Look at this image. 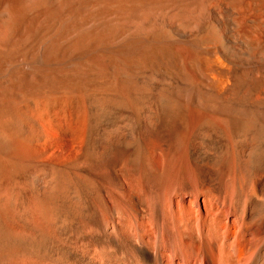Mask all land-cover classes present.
I'll use <instances>...</instances> for the list:
<instances>
[{
    "label": "bare ground",
    "instance_id": "obj_1",
    "mask_svg": "<svg viewBox=\"0 0 264 264\" xmlns=\"http://www.w3.org/2000/svg\"><path fill=\"white\" fill-rule=\"evenodd\" d=\"M0 45L16 102L45 71L113 86L0 121V264H264V0H0Z\"/></svg>",
    "mask_w": 264,
    "mask_h": 264
},
{
    "label": "rangeland",
    "instance_id": "obj_2",
    "mask_svg": "<svg viewBox=\"0 0 264 264\" xmlns=\"http://www.w3.org/2000/svg\"><path fill=\"white\" fill-rule=\"evenodd\" d=\"M156 43L155 42H149V41L147 42V41H144V42L129 43V44H125L124 45V47H123L124 50H129L130 49L133 53H136V52L138 53L139 51L144 52V54H140V55H136V56H129L128 57V59H130L129 62H131V60H132L133 66L135 65L133 67L134 69L132 71L135 70L134 72L136 74H141V73L146 72V73H151L152 75H156V73H157V67H156V65H155V63H154V61H153V59L151 57L152 52H153V49H154V51L157 50L161 54L163 53L162 55L166 54V51H169L170 50L169 44L168 45L167 44H164L166 46V47H164V49L166 50L165 51L163 49V46H164L163 43H162L163 46H161V44L158 45V43L157 44ZM159 43H161V42H159ZM157 47L158 48L161 47V48H159L160 50L157 49ZM94 49H95V51L98 52V50L102 49V47H96ZM1 51H5V50L2 49V47L0 45V61L3 58H6V56H5L6 55V51L3 54H2ZM132 62H131V65H132ZM0 64H2V63H0ZM10 66L8 68L9 72L7 70V73H10V76L20 75L19 74L21 72L20 65H18V64H16V63L13 62ZM136 66H138V67H136ZM0 68H3V65L2 66L0 65ZM82 70H80V71H82ZM85 70H86V72H85ZM85 70L82 71L83 72L82 74H80V71L77 72V74L76 73L75 74H71V73H66V72H64V73L59 72L57 74L56 71H51V72L50 71H47V72L45 71L46 73L45 72H40L38 74L35 73L33 76L30 75L29 79L31 81H33V82H31L32 84L30 83L29 86L26 85L27 86L26 88L23 86L25 90L22 87V88H20V89H22L21 91H20V89H18L20 92L19 91L18 92L16 91L17 92V95L19 93L22 94V95L19 94V96L17 97V98H19L18 101H20V103L19 102H16L17 99H16L15 95L13 94V92L8 87H6L7 77L6 76H0V117H1V115L3 117V119L1 117L2 120L0 119L1 123L3 124L4 127H6V128L9 127V122H10V119L12 118L10 116L13 115L14 111H16L17 109L19 110L22 107L21 106L22 101H23L22 105H24V102H25V104L30 105L35 100L41 99V98L44 99V97H45L47 99V100L45 99L46 100L45 101L46 103L49 102L48 103L49 105L58 106V105H62L63 103H65L64 102L65 100H69V101H66L68 103L69 102H73L74 100H75L74 103H79V102H81V100L83 101L84 98L87 97L88 95H99L100 93L103 94V91H104V93L107 91L109 93V94L107 93L108 95H111L113 93V89H111V87L113 88V86L112 85L110 86V83H111L110 80H112V77L109 76V74H107V73L104 74L103 72L97 73L98 71L93 70V69H91L89 67L86 68ZM89 70L91 72H88ZM162 70H163L162 71L163 74H165V75L167 74L166 76H170V75H172V73H174L169 68L166 69V70L164 68ZM102 74H104V76ZM64 82H65V84H64ZM102 86H103L102 89L107 88V89H105L106 91L105 90H102V92H101V90H99ZM93 87H94V90L95 91L93 90ZM109 87H110V89H109ZM29 88H32V89H29ZM74 88L76 90H74ZM96 88H97V90H96ZM61 90L62 91L65 90L67 95L65 94V91L63 93ZM77 90H79L78 92L80 94L81 93L82 94L79 95L78 92L75 94L74 91H77ZM83 90H84V92H81ZM22 91H23V93H22ZM67 91L70 92V93H68ZM85 91H87V92H85ZM91 91H92V93H91ZM36 93H38V94H36ZM35 94H36V96H34V98H33V95H35ZM68 94H70V95H68ZM71 94L73 95V97L75 96L74 97V100L72 99V101H70L71 98H72L71 97L72 96ZM84 94H87V95L84 96ZM37 95H38V97H37ZM42 96H44V97H42ZM65 96H67V98ZM69 96H70V99H68ZM82 96H84V97L82 98ZM22 97L24 99H22ZM13 98H15V101H14ZM29 98H30V100H29ZM62 99H63V101H62ZM57 100H59L58 102L60 104L57 103ZM13 101H14V103L16 105L13 103ZM61 102H63V103H61ZM53 103H55V104H53ZM17 105L19 106V108H18ZM15 107H16V109H15ZM10 108H11L12 111L10 110ZM4 118H6V119H4ZM5 125H7V126H5ZM0 160H1V162L4 161V162H2L0 164L1 165L0 166V171H1L0 174H2V172H4V171H2L3 170V165H4V170L7 169V167L9 165H8V162L5 159L2 160L1 157H0Z\"/></svg>",
    "mask_w": 264,
    "mask_h": 264
}]
</instances>
